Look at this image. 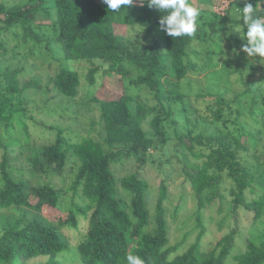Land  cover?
<instances>
[{
	"label": "trees",
	"instance_id": "obj_1",
	"mask_svg": "<svg viewBox=\"0 0 264 264\" xmlns=\"http://www.w3.org/2000/svg\"><path fill=\"white\" fill-rule=\"evenodd\" d=\"M53 1L56 5L53 27L67 59L79 62L99 60L108 65L105 71L122 75V67L117 65L124 56H131L124 47L123 38L129 26L141 25L146 34L153 38L154 44L145 55L149 70L134 81L135 84L146 85L156 93L159 91L154 67L159 64L161 47L171 58L172 77L181 81L189 74L191 68L186 58L194 36L172 38L160 31L159 20L163 14L150 9L143 1L119 12L109 11L103 0ZM231 1L230 7L236 5L241 10L245 3L256 7L258 2ZM45 5V0H27L24 5L12 8L0 4V15H8L4 20V29L21 26L29 32L30 27L27 26L37 19ZM230 7L225 10L224 17L216 13L212 15L210 34L215 38L230 37L229 24L245 27L243 20L227 19ZM244 31H247L246 27ZM98 70L95 66L88 71L90 84L95 83ZM6 78L8 90L14 94L39 87L38 82L31 81L20 88L16 72L7 73ZM80 85L81 78L76 70L63 68L53 79L54 89L72 98L78 95ZM92 100L100 107L107 147H126L125 153H107L104 146L92 138L67 142L63 131H59L58 139L53 144L44 145L28 157L30 178L60 175L70 157L77 160L79 167L73 185V207L67 212L62 210L60 191L53 185L40 183L34 187L29 180L15 179L8 170V156L5 155L1 165L0 211L14 209L20 214L13 219L0 215V264H17L21 260L38 257H49V264H55L59 255L67 257L71 254L74 256H71L72 260H78L81 264H127V254L140 256L145 264H228L235 233L226 236L207 252L201 249L202 233L186 251L180 252L190 233L185 235L183 243L171 245L164 208L166 187L161 186L160 189L155 228L152 233H147L145 231L150 222L148 182L137 174L118 179L112 170V162L121 156H134L145 162L147 154L157 143L167 142L169 137L164 119L162 114H158L162 112L161 108L156 106L150 109L144 102L135 101L126 89L120 93L118 88L107 93L106 97H94ZM133 103L136 105L133 106ZM153 114L155 116L150 121L152 134H148L142 123ZM184 114L186 117L189 115L187 110ZM222 118L223 109H219L215 121L220 122ZM248 135L240 128L226 133L207 135L190 132L177 136V147L189 152L196 161L185 158L183 174L190 184L199 217L205 208L223 201L225 177L232 185L229 193L234 212L239 208L251 211L254 222L263 217L264 154L256 155L254 163H244L242 153L250 150L245 141ZM2 143L0 137V146ZM120 188L131 194L132 215L120 202ZM77 198L79 201H76ZM55 212L58 214L55 215ZM67 228L75 231V250L69 247L64 232ZM259 238L260 243L252 244L246 252L233 256V261L236 264H264V232Z\"/></svg>",
	"mask_w": 264,
	"mask_h": 264
},
{
	"label": "rangeland",
	"instance_id": "obj_2",
	"mask_svg": "<svg viewBox=\"0 0 264 264\" xmlns=\"http://www.w3.org/2000/svg\"><path fill=\"white\" fill-rule=\"evenodd\" d=\"M27 0H0L6 8L24 5ZM143 0H135L139 3ZM202 8L197 32L188 49L187 63L190 72L181 81L173 75L171 58L161 47L159 64L154 67L159 91L156 93L146 85H136L141 75L149 70L146 53L153 47L141 25L129 26L123 38L125 49L131 54L124 56L117 66L122 67V75L105 71L108 65L97 60L76 61L65 57L53 27L56 20V5L53 0H45L46 8L41 10L37 19L27 27L4 29L5 13L0 15V177L1 165L8 156V170L17 180H29L34 187L49 183L59 190L61 208L64 212L73 207L74 190L79 163L70 157L63 173L53 177L30 178L28 157L44 147L53 144L63 131L67 142H79L92 138L101 143L107 153H125L126 147H107L106 132L101 120V111L94 97H106L114 89L128 91L135 101L144 102L147 107L161 108L168 140L157 143L147 154L146 161L137 157L121 158L112 162V170L118 179L137 174L149 184L147 207L149 226L147 233L155 228L157 204L161 186L166 187L167 199L164 202L166 219L170 231V243H183L180 252L186 251L200 239L201 249L205 252L215 248L226 236L235 233L232 252L228 264H236L233 256L244 253L252 244L260 243L259 236L264 232L263 217L254 222V213L243 208L234 212L230 196L231 182L225 177L223 182V201L205 208L200 217L189 182L183 174L185 158L196 162L189 152L177 147V136L206 133L217 134L236 131L242 128L249 135L245 141L249 146L244 163H254V157L264 154V61L262 58H248L240 51L246 40L240 32L231 31L224 39L210 34L209 24L212 15L226 16L225 10L231 0H191ZM236 5L230 7L227 19L238 20ZM263 9L264 3H261ZM6 10V9H5ZM122 20V18L120 19ZM118 26H123L117 23ZM230 26V24H229ZM243 27V25L241 26ZM245 28V27H243ZM217 35V34H216ZM213 36V37H212ZM223 40V44H222ZM239 53V54H237ZM99 68L95 83L90 84L88 71ZM78 71L81 85L74 98L64 96L53 87V79L61 69ZM16 72L20 88L35 81L39 87L14 94L8 90L7 73ZM136 103H133L135 106ZM223 109V118L215 121L217 110ZM188 111V117L184 114ZM7 116V117H4ZM153 114L142 123L143 129L152 134L150 121ZM236 122V124H234ZM239 127V129H238ZM200 150V149H198ZM185 153H188L187 155ZM242 157V158H243ZM250 197V196H249ZM34 198H32L33 201ZM119 199L126 211L132 215L131 194L119 189ZM76 201H79L77 198ZM22 212V211H21ZM14 209L1 210L0 215L10 219L19 217ZM58 213L55 212V215ZM31 217V215H30ZM201 223V224H200ZM82 225H85L82 222ZM71 250L77 241L75 231L64 229ZM1 233V231H0ZM70 256L59 255L55 264H81ZM49 257L21 260L17 264H49Z\"/></svg>",
	"mask_w": 264,
	"mask_h": 264
},
{
	"label": "clouds",
	"instance_id": "obj_3",
	"mask_svg": "<svg viewBox=\"0 0 264 264\" xmlns=\"http://www.w3.org/2000/svg\"><path fill=\"white\" fill-rule=\"evenodd\" d=\"M135 0H103L109 11L119 12L134 5ZM150 9L162 13L159 20L160 31L165 32L172 38L191 37L199 27L202 16V8L196 6L191 0H143ZM264 0H258L256 7L251 3H245L241 10L235 7L239 13L237 19L243 20L247 31L239 24L230 25L231 31L240 32L246 43L240 51L247 54L248 58L257 56L264 61V9L261 8ZM230 35V33H229ZM223 44V40H222ZM239 54V53H237ZM127 264H145V261L138 255L127 254Z\"/></svg>",
	"mask_w": 264,
	"mask_h": 264
}]
</instances>
